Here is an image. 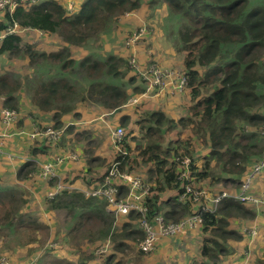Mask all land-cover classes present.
Instances as JSON below:
<instances>
[{"label":"trees","instance_id":"obj_1","mask_svg":"<svg viewBox=\"0 0 264 264\" xmlns=\"http://www.w3.org/2000/svg\"><path fill=\"white\" fill-rule=\"evenodd\" d=\"M16 2L11 12L7 8L0 9V35L8 27L17 26L0 38V55L23 52L29 63L40 66V74L29 88V102L36 109L29 115L41 128L63 129L62 144L79 137V132L71 134L81 116L79 105L92 101L101 109L117 111L128 103L130 96H142L146 92L145 86L137 84V79L144 80L134 65L114 54L101 38L113 33L120 16L139 11L145 4L165 5L170 17L180 20L177 49L183 52L181 77L185 81L181 91L185 90L189 96L182 106L185 111L177 118L160 107L141 112L134 121L140 140H135L136 144L132 141L136 139L135 129H124L122 149L114 152L110 159L95 157L93 146L87 149L91 143L87 141L84 157L88 170L91 171L93 161H96L95 166H103L105 172L113 161L120 171L135 173L136 169H141L150 185L148 215L162 213L166 221L194 212L189 199L179 200V194L184 191L183 182L178 179L179 160L183 157L191 159V176L196 188L207 187L212 192L216 189L212 185L221 182L226 187L214 194L228 189L238 191L264 151L261 144L264 136L260 133L264 126V0H73L71 10H68V0ZM28 28L45 34L56 33L65 46L98 42L94 50L88 46L84 57L75 59L65 49L55 52L32 49L30 43L23 42L21 32ZM66 68L69 71L66 72ZM77 73L82 76L81 81ZM17 82L0 75L2 106L19 113L16 92L21 83ZM82 82L84 84L80 85ZM77 87L82 93L77 92ZM65 115L74 118V123L65 124ZM45 121L49 125H44ZM183 130L187 132L184 138L181 137ZM82 138L89 139V135L84 133ZM53 145L57 144L37 138L31 152L36 155L37 151ZM36 170L34 160L26 161L18 170L20 181L31 179ZM105 172L88 178L91 180L86 186L100 185ZM118 185L119 194L124 195L125 184ZM17 194L15 187H0V209H3L0 236L14 240V243L7 242L3 252L14 251V245L27 246L35 242L45 229L42 215L26 211V200L18 199ZM16 200L21 203L16 204ZM45 204L50 211L65 212L71 235L61 240L53 237L49 254L56 258L38 260L35 264H48L47 261L50 264H127L124 256L106 255L110 250L101 254L95 252L97 247L105 246L102 242L107 238L113 250L131 254L139 261L155 255L160 247L158 242L151 252L137 247L133 251L136 241L143 237L137 223L139 214L130 211L114 216L106 209L107 201L103 196H87L78 189L63 188L53 198L47 197ZM199 211L202 213L198 227L201 240L196 264H234L233 242L242 241L244 236L234 226L235 219H252L255 213L245 202L231 196L221 198L213 212ZM115 220L119 223L117 227ZM59 241L73 245L70 257L55 255ZM86 243L91 245V250L95 248L88 254L84 253ZM242 249L244 253L247 245ZM35 251L33 249V255ZM254 264H264V254L257 257Z\"/></svg>","mask_w":264,"mask_h":264},{"label":"rangeland","instance_id":"obj_2","mask_svg":"<svg viewBox=\"0 0 264 264\" xmlns=\"http://www.w3.org/2000/svg\"><path fill=\"white\" fill-rule=\"evenodd\" d=\"M72 1L73 0H68L67 6H69V4L71 3L73 7ZM137 19L138 21H135ZM179 21L180 20H177L174 17L173 18L170 17L168 8L165 5L152 7L149 6V4H145L143 6V11L141 14L136 13L128 17L124 16V18H121L120 16L116 27L113 29V33L103 35V37L101 36L102 37L101 40L113 50L114 54L126 58L129 61V63L133 64L134 68L137 69L140 75L142 72L141 68L144 69L146 67L145 66L146 64L143 65L139 61V59L142 60L143 63L145 62L149 63L150 61H153L152 64L156 65L154 67H159V69H161V72L162 71L166 72V70L172 68L171 70H173L175 74L180 75L182 72L181 70H179V62L182 57L181 54L183 52H179V50L177 49V46H179L178 43L179 40L177 36ZM139 29H143L142 36L134 42L131 41L129 38L131 33L134 31H138ZM21 32L23 36V42L30 43L33 47L32 49L34 50L55 52L65 49V52H69L70 56L75 59L83 58L84 57L83 55L87 52L86 50L88 49V46H91V48L94 50L96 48L95 45L98 42L92 40L89 41L84 46H75L72 44L71 45L68 44V46H65V43L56 33L45 34L40 30H33L29 28L22 30ZM101 40H99L100 43ZM81 48L82 50H80ZM104 52L106 51L104 50ZM103 55H107V54H103ZM262 58L264 59L263 56ZM169 60L173 61L172 65L165 66V64ZM39 68H40L39 65L29 63V58L23 52L11 56L7 54L0 55V75L10 77L11 79H16L18 80L17 83L19 84L21 83V85L18 87L19 91L17 90L18 92H16V94H18L16 97L19 98L18 101L20 108L23 106H27L26 112L28 113H30V111L34 109L31 105H28L30 104L29 96H28V93H30L29 88L37 80L36 78L40 74L38 72ZM47 68H49V66H47ZM42 69L45 70L44 68ZM65 71L66 72L69 71V68H66ZM76 76L79 79V81H81L82 76L79 73H77ZM137 81H138L137 84L141 85L140 79H137ZM142 82H143V86H145L146 83H144V81ZM82 84L84 83L83 82L80 83V85ZM77 92L82 93L79 87H77ZM96 107H99V104L90 101L88 104L79 105L77 108L79 109L82 108V110L86 112L89 111L90 109H95ZM4 108L5 107L2 106V99L0 98V110ZM16 112L18 113V110ZM76 123H79V121L75 122V124ZM44 125H49V123L45 121ZM134 135L136 139L132 141L136 144L135 140H140V136L139 133H137V130H135ZM186 135L187 132L183 130L181 132V137L184 138ZM68 137H70V135ZM76 138L78 141L77 143L75 140L70 141V143L75 144L76 146L78 145L79 152L82 151V158H84L83 157L84 149L87 147L86 141L82 143L79 141L81 137H76ZM132 141L130 140L131 144H133ZM263 141L264 139H262L261 141L262 145L264 144ZM91 147L92 145H90L87 149ZM260 173H257L254 176V178H257ZM135 174H138L144 180L147 181L146 174L141 169H136ZM254 178L252 179V182ZM1 182L2 181H0V187L17 188L18 191L17 198L19 199L22 197V199L26 200L24 204L25 206L24 209L26 211L32 212V214L37 216V213L35 211H32L33 200L36 199L37 194H35L34 191H32V193L30 192V189H28L27 180H24L22 183H16V184L11 183L7 185H3ZM212 186L216 188L212 190V192L207 187L204 188L207 190L206 198L208 200L216 196L217 194L214 193H217L220 188L226 187V185L222 184L221 182L214 184ZM15 203L19 204L21 202L16 200ZM45 208L47 207L45 206ZM2 211L3 209L1 208L0 212ZM41 211H44V208ZM48 211H49V215H47L48 216L47 219L43 220L45 222V229L41 231V234H39L35 242H32L27 246L14 245L13 246L14 251L3 252L4 248L7 245V242L11 241L12 243H14V240L12 239V237L0 236V264H35L38 260L50 261L51 258H56L53 257V255L49 254V248H50L49 245L52 243L53 237L61 240L64 239V236L68 237V235H71V233H69L67 228L68 225L66 219H68V217L64 211L62 210L59 211L48 210ZM240 223L241 222H237L234 225L238 230L240 227ZM114 225L116 227L117 225H119L117 220H115ZM190 236L192 235L186 237L185 241L176 240L175 243L170 242V246H169V239H166V241L160 245L155 255L142 257L141 261L136 259L134 256L131 257V254L126 255L125 254L126 252L118 253L115 250H113V246H111L112 243L109 238H107L105 241L102 242V243L105 242L103 244L105 245L103 247L104 250L98 251L99 247H97L95 252L101 254V253H105L107 250L108 251L110 250L109 252L107 251L108 253L106 255H108L109 253H115L116 256H124V259L127 261V264H196V262L198 261V258L195 255L196 247L190 244H193L197 240V237H190ZM68 241L69 240L67 239V242ZM82 242L84 243V241ZM130 243L133 245V242ZM137 243L138 241H136V246H134L133 251L137 250L136 249ZM56 247L57 250L55 252V255L57 257L59 256L70 257L69 255L72 252L70 250H74L72 244L62 241H59ZM33 249L36 250L34 252V255H33ZM94 249L95 248L91 250V245L86 243V246L84 247V253L88 254L90 251H93ZM171 250H173L174 253H172ZM247 250H250V258L248 264H254L256 256L259 255L260 252H262V247H258L257 243L253 242L252 244H250V248H247ZM97 256L98 255H96L95 258ZM129 257H131L130 261H128ZM48 261L47 263L50 264Z\"/></svg>","mask_w":264,"mask_h":264},{"label":"crops","instance_id":"obj_3","mask_svg":"<svg viewBox=\"0 0 264 264\" xmlns=\"http://www.w3.org/2000/svg\"><path fill=\"white\" fill-rule=\"evenodd\" d=\"M142 11L143 8L139 11L126 13L121 18H124V16L128 17L136 13L141 14ZM135 21H138V19ZM181 56L182 57L179 62V70H182L183 67V54H181ZM139 61L143 65L153 63L152 61H150L149 63H143L140 59ZM172 63L173 61L169 60L165 64V66H170L172 65ZM171 69L172 68H169L168 70ZM168 78L169 79L166 81V84L161 88L144 94L142 97L137 96V104L126 103L117 111H108L105 109H101L100 107L90 109L86 112L82 110L80 118L76 121H79V123L75 124L73 121L75 119H72L70 115L63 116V121L65 124L69 121H73L75 128L74 132H71V134L79 132L80 134L78 136L81 138L84 133L85 135H89V139L84 140V138H82L79 141L82 143L85 141L86 143L87 141H90V145L93 146L92 148L95 153L93 154L95 155V157L102 156L108 157L110 159L115 152L111 135L114 128L122 126L125 129L133 128L137 130L134 121L138 117V115H140L141 112L152 110L156 107L162 108L164 111L171 114L175 118L180 117L184 113L185 110L182 111V106L186 103L189 96L185 90L178 91V89L174 86V84L176 83L175 78H172L171 76H169ZM141 85H143V82H141ZM132 97L135 96H131L129 98ZM26 110L27 106L21 107V110L18 113L17 121L7 126V131L11 135L4 136L2 138V146L0 147V181H2L1 183L3 185L11 183H22L23 180L20 181L18 170L20 169V167H22V165H24L26 161L34 160L37 165L36 173L31 176V179L27 180L28 189H30V192L32 193V191H34V193L37 194L36 199L33 200L32 211H35L37 213V216L42 215L41 218L43 220H46L48 217L47 215H49L48 209L45 208V200L47 198L46 194L50 189L53 188L56 182H64V188H75L85 193L89 189V187H87L86 185H88V181L91 180L88 178H92L95 175L105 172V169L103 168V166H95L96 161H93L91 162L90 166L92 167L91 171H89V166L86 164L84 154V158H82V151L79 152L78 145L76 146L75 144L70 143V141L74 139L67 142V144L61 143L64 138V131L60 141L58 143H55L57 145L49 147L47 146L44 149L37 151L36 155H34L31 152V145L37 138L30 137L29 133L32 130L41 127H39V125L37 124L38 122L35 121L29 115V113L26 112ZM44 115L50 117L49 114ZM4 127L5 126L0 120V130H2ZM20 131H23V133H20ZM75 141L76 143L78 142L77 140ZM48 162L54 164L55 175L52 178L44 179L38 175L37 171L42 164ZM251 189L257 194L264 193V171L260 173L257 178H254ZM245 205L248 208L252 209L255 215L252 219H235L236 223L241 222L239 230L237 229V231L244 236L242 237V241L233 242L234 256L232 258V261L234 262V264L249 263L248 261L250 258V250H245V252L242 253L244 251V249L242 248L245 244L247 245V248H250V244L256 242L258 247H262V252H260V254L256 256V258L264 254V204L255 205L252 203H245ZM42 206L44 208V211H41L43 209ZM199 226L200 225L188 230L187 234L184 236L163 237L160 239L158 244L161 245L166 241V239H169L170 246V242L175 243L176 239L174 238L181 237L180 240L185 241L186 237L192 235L190 237H197V240L190 245H194L196 247L195 255L198 258L199 244L201 240V236H199L198 234ZM251 228L256 229L255 234L249 233ZM171 251L172 253H174L173 250ZM238 252H240L241 254H238Z\"/></svg>","mask_w":264,"mask_h":264},{"label":"built area","instance_id":"obj_4","mask_svg":"<svg viewBox=\"0 0 264 264\" xmlns=\"http://www.w3.org/2000/svg\"><path fill=\"white\" fill-rule=\"evenodd\" d=\"M16 4V0H0V9L7 8L11 12ZM68 9H72L71 3ZM16 28V24L13 27H8L4 34L13 32ZM142 33L143 29H139L138 31L132 32L129 38L134 42L142 36ZM4 34L0 35V38L4 36ZM151 64L152 63L148 64L141 72L142 78L146 83V92L144 94L161 88L169 79V76L176 79L174 86L178 90L183 89L185 81L184 77H181L182 74L177 75L173 70H166V72L162 71V73L159 67H154L156 65ZM127 101L129 104H135L138 101V97L129 98ZM17 119L18 113L15 110L6 108L0 110V120L5 126L0 130V147L2 146V138L11 135L7 131V126L15 123ZM63 131V129H55L53 127L36 128L29 133V136L46 139L49 143L54 144L60 141ZM21 132L23 133V131H20V133ZM260 133L264 136V126L261 128ZM124 134L125 132L122 126L113 129L111 135L115 152L122 149ZM190 163L191 159L189 157H183L179 160L178 179L182 180V187L184 188V191L179 194V200L185 201L189 199L194 206V212L188 213L177 220L166 221L162 213H157L149 217L147 195L150 191V185L141 176L132 171H120L115 161L106 169L102 178V183L89 188L85 192V195L103 196L107 201L106 209L112 212L114 216L127 214L130 211L139 214L137 223L143 232V237L138 240L137 247L143 252L155 250L156 244L163 237L186 235L188 230L200 224L202 213L199 209L213 212L223 197L231 196L240 202L252 203L255 205L264 204V193L257 194L251 189L254 176L264 170V151L260 159L252 165L251 170L245 176L238 191L234 192L230 189L223 190L220 194H217L209 200L206 198V189L196 188L194 186ZM37 173L44 179L52 178L55 175L54 164L49 162L42 164ZM118 183L125 184L126 193L124 195L119 194L120 185H118ZM64 185V182H56L53 188L47 192V197L53 198L64 188ZM249 233L255 234L256 229L251 228ZM103 250V247L98 249V251Z\"/></svg>","mask_w":264,"mask_h":264}]
</instances>
